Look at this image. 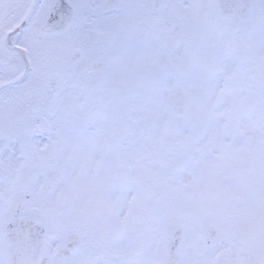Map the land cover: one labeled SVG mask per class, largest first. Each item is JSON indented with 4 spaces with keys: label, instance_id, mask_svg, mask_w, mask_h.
Returning <instances> with one entry per match:
<instances>
[{
    "label": "snow or ice",
    "instance_id": "1",
    "mask_svg": "<svg viewBox=\"0 0 264 264\" xmlns=\"http://www.w3.org/2000/svg\"><path fill=\"white\" fill-rule=\"evenodd\" d=\"M0 264H264V0H0Z\"/></svg>",
    "mask_w": 264,
    "mask_h": 264
}]
</instances>
